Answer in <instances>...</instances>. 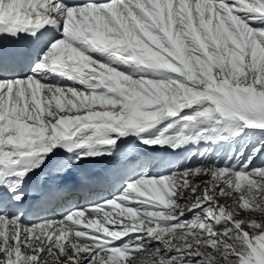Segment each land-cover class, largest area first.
Returning <instances> with one entry per match:
<instances>
[{
  "label": "snow or ice",
  "instance_id": "snow-or-ice-1",
  "mask_svg": "<svg viewBox=\"0 0 264 264\" xmlns=\"http://www.w3.org/2000/svg\"><path fill=\"white\" fill-rule=\"evenodd\" d=\"M0 264H264V0H0Z\"/></svg>",
  "mask_w": 264,
  "mask_h": 264
},
{
  "label": "rangeland",
  "instance_id": "rangeland-1",
  "mask_svg": "<svg viewBox=\"0 0 264 264\" xmlns=\"http://www.w3.org/2000/svg\"><path fill=\"white\" fill-rule=\"evenodd\" d=\"M159 154H162V153H159ZM169 154V153H168ZM158 155V154H157ZM179 155H181V154H179ZM178 156V155H177ZM177 156H172L171 158H176ZM183 158V157H182ZM182 158H180V159H182ZM193 162H195V161H193ZM204 179H206L205 177H200L199 178V180H204ZM201 187H203V184H201ZM221 203H226L227 205H231L232 203H233V201L232 200H228L227 202H225L223 199L220 201ZM180 203H187V201L186 200H181L180 201ZM257 218H259V217H257Z\"/></svg>",
  "mask_w": 264,
  "mask_h": 264
},
{
  "label": "bare ground",
  "instance_id": "bare-ground-1",
  "mask_svg": "<svg viewBox=\"0 0 264 264\" xmlns=\"http://www.w3.org/2000/svg\"><path fill=\"white\" fill-rule=\"evenodd\" d=\"M157 154H158V155H166V156L169 155V154L166 153V152H165V153H162V154H159V153H157ZM157 154H156V155H157ZM178 155H179V154H178ZM176 156H177V155H176ZM98 167H101V169L103 168V166H101V165H98ZM95 169H96V168L94 167V168L91 170V172L95 171ZM107 189H108V188H107ZM87 196H88V195H87Z\"/></svg>",
  "mask_w": 264,
  "mask_h": 264
}]
</instances>
